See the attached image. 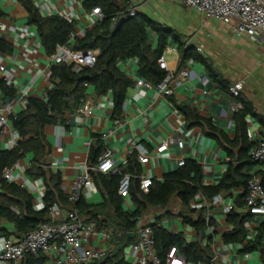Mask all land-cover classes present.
Returning a JSON list of instances; mask_svg holds the SVG:
<instances>
[{
    "label": "crops",
    "instance_id": "0c3cea01",
    "mask_svg": "<svg viewBox=\"0 0 264 264\" xmlns=\"http://www.w3.org/2000/svg\"><path fill=\"white\" fill-rule=\"evenodd\" d=\"M87 0H32L43 17L66 14L73 16L75 31L71 44L76 37H83L87 30L96 23L91 10L85 8ZM118 4L121 5L120 2ZM131 9L149 15L151 18L174 29L182 42L195 46L197 52L209 63L212 70L207 69L200 61L189 60L183 67L190 71V77L184 78L180 86L174 89L171 96H164L155 88L139 86L138 61L135 58L119 63V69L130 78L134 85L126 91L120 113H115L112 92L103 95L96 94L94 88H87L86 99L93 104V112L85 116L76 109L67 111L61 120L47 125L44 133L51 146V154L47 158V168L53 174L61 177L60 188L65 196L71 191L75 179L90 167V148L96 138H100L105 148L114 151L119 163L124 164L129 156L131 142L146 149L149 161L140 163V177H150L154 181H163L165 176L179 169L180 160H195L202 168L205 186H216L222 180L229 163H237L238 149L233 148L234 158L228 155L225 146L204 122L197 123L189 119L184 111H194L202 119L209 120L211 125L221 131L223 136L233 140L237 135L236 116L231 109L232 97L228 89L223 88L213 77L216 73L219 79L231 86L237 81L244 82L242 96L254 107V116H247L249 140L254 144L264 141V51L248 37H239L230 25L204 15L184 6L182 0H130ZM0 37L11 45V51L0 52V63L5 65V71L0 79L14 88L15 97H9L0 90V115L5 114L8 124L0 129V150L14 148L19 135L14 133L10 117L24 111L29 97L45 98L46 91L53 87L49 77L51 66L40 40L37 28L29 24L28 12L19 0H0ZM153 48L157 45V36L149 33ZM201 48V51H198ZM99 55L98 50H94ZM168 69L176 71L180 68V54L177 42L170 39L163 53ZM27 89L24 97L22 90ZM13 102L11 115L5 111L6 105ZM169 138H179L184 147L171 145L166 151L158 152L157 147ZM249 158V152L247 154ZM32 155L20 159L11 169L17 185L23 187L34 196V207L39 196L36 180L26 174L31 165ZM236 160V161H235ZM243 173L250 177H259L264 185V164L251 162L243 167ZM46 188V184L42 179ZM244 193L239 187L215 196L209 202L202 194H198L191 203V208L205 205L211 207L210 213L217 222L215 228H208L202 240L208 243L212 237L210 249L213 253L211 264H264L261 252L245 251L248 241L255 240L256 228L264 221V217L251 216L245 223L247 238L243 243L227 244L223 235L232 230L227 223L226 208H235L238 212H247L245 206L239 207L238 197ZM217 202H213V201ZM104 201L102 187L94 182V188L85 189L82 204H100ZM64 211L71 206L66 203ZM125 211L135 209L131 197L123 198ZM16 210V209H15ZM17 211V210H16ZM107 215L114 217V209L107 208ZM181 200L175 198L165 209L150 208L139 220L140 224L155 223L158 216L162 218L160 225L169 232H183L187 242L199 240L197 230L184 223L183 214H188ZM86 220L87 215L83 214ZM193 217H195L193 215ZM87 221V220H86ZM138 223V224H139ZM104 228L100 231H107ZM0 230H7L8 237L19 239V234L13 224L0 218ZM114 234V233H113ZM104 239L102 234L95 236L90 248L93 251H103L105 257L117 249L116 242L111 238ZM136 234V232H135ZM137 241V235H136ZM264 244V238H263ZM132 245V244H131ZM128 245L124 249V261L135 260V253ZM32 263L56 264L51 255H41L40 260ZM26 264H31L28 260Z\"/></svg>",
    "mask_w": 264,
    "mask_h": 264
},
{
    "label": "trees",
    "instance_id": "16d2710c",
    "mask_svg": "<svg viewBox=\"0 0 264 264\" xmlns=\"http://www.w3.org/2000/svg\"><path fill=\"white\" fill-rule=\"evenodd\" d=\"M19 2L28 12L29 24L37 28L41 44L49 57L55 54L58 47L65 45L80 51L98 50L99 55L94 67H84L79 72L73 70L74 66L66 63L53 65L50 75L53 87L46 91L45 98L29 97L26 109L10 117L13 129L17 131L20 139L14 148L0 150V218L13 224L20 238L39 223L49 220L48 209L38 211L34 207V196L23 187L3 178L6 169L12 168L24 156L31 154V165L26 170V174L32 179L44 180L46 203H59L63 210L64 205L68 203L71 206L69 210L76 208L81 215L88 216L87 221H94L98 231L104 228L114 230L111 238L117 244L116 251L102 261H93L89 264H124V249L136 243L135 232L139 220L150 208H167L176 197L181 200L182 206L189 212L182 215L184 223L194 227L200 238L193 243L187 242L183 232H169L160 225L162 218L168 214L158 216L155 223L148 225L154 231L155 248L161 264H166L167 253L172 247L187 261L196 263L205 261L211 264L213 261V253L210 249L212 237L207 238L209 240L207 245H204L202 240L206 238L205 230L215 228L217 222L210 213L211 207L202 205L201 208L192 209L191 203L198 194H202L211 202L215 196L223 192L239 187L245 190L251 177L243 173V167L253 162L250 156L248 159L246 156L254 145L248 137L246 118L255 115L253 105L244 99L242 94L238 98L243 108L235 113L237 135L233 140L223 136L222 132L217 131L209 120L202 119L196 112L184 111L193 122L207 124L212 130V135L214 134L221 143L230 146H225V148L231 160L235 155L233 148L238 149L236 158L238 162L229 163L218 185H203L201 166L195 160H187L184 166L166 175L162 182L153 180L149 191L145 193L140 188V163L137 153H132L121 166V173L105 175L90 171L93 181L98 187H102L103 203L82 204L81 198L77 203L71 204L68 197L61 191L60 175L53 174L47 168V158L51 154V146L44 133L47 125L61 120L67 111L79 108L80 100L87 97L89 86H92L95 93L99 95L112 92L115 113H120L126 91L134 85V82L119 69V63L127 59H137L140 77L157 86L167 75L166 70L160 67L158 60L163 55L170 39L177 42L180 68L189 60L200 61L209 70L212 68L197 52L195 46L187 45L180 40L174 29L137 10L134 15H131L133 9L130 7V0H87L84 3L85 8L87 10L100 8L103 12V19L96 21L83 37H76L73 44L70 40L75 31L74 21H69L60 15L43 17L32 0H19ZM2 16L3 12L0 10V19ZM122 18L124 22L117 28V23ZM149 33L157 36L155 48H153ZM10 51L11 45L0 37V52ZM213 77L220 86L229 89L230 86L226 81L219 79L216 73H213ZM81 78L84 79L80 80ZM0 90L6 96H16L15 89L1 79ZM260 121L264 126V119L260 118ZM104 150V143L100 138H96L90 148V167H96ZM123 173L132 175L130 197L135 206L132 211L123 209V198L118 194V184ZM237 201L239 207L245 206V193L240 195ZM109 206L114 209L112 218L106 212ZM251 216L248 211L241 213L232 208L227 213V223L232 230L223 235V241L227 244L243 243L247 238L245 223L250 220ZM256 230L255 240L248 241L245 251L259 250L264 259V221L258 225ZM0 235L8 237L9 234L7 230H0Z\"/></svg>",
    "mask_w": 264,
    "mask_h": 264
},
{
    "label": "built area",
    "instance_id": "2783aa9c",
    "mask_svg": "<svg viewBox=\"0 0 264 264\" xmlns=\"http://www.w3.org/2000/svg\"><path fill=\"white\" fill-rule=\"evenodd\" d=\"M185 7L194 10L208 19H215L224 24L230 25L235 34L239 37H248L259 45L264 51V0H182ZM131 15L135 14V9L131 10ZM91 15L95 20L103 19V12L100 8L91 10ZM66 19L74 21L73 16L66 14ZM1 27V23H0ZM198 48V51H201ZM49 65L66 63L74 66L73 70L79 72L84 67L92 68L97 62V53L94 50L80 51L74 50L65 45L58 47L53 56L49 57ZM161 68L167 72L164 80L157 86L139 79L137 84L147 88H155L164 96H171L174 89L181 85L184 78L190 77V71L187 67H182L176 71L168 69L163 55L158 60ZM5 71V65L0 63V76ZM51 71L49 72V77ZM244 89V82L237 81L233 83L228 91L232 97L231 109L234 113L243 108L238 98ZM28 90H22L23 96L27 95ZM27 102V101H26ZM81 106L76 111L82 115L90 116L93 112V104L88 99H81ZM13 102L6 105L5 111L11 115ZM8 124L5 114L0 115V129ZM14 133L18 135L17 131ZM177 144L181 149L184 142L179 138H169L164 140L158 147V152L166 151L171 145ZM137 153L139 163L145 164L149 161V152L141 148L134 141L131 142L129 154ZM253 162L264 164V141L258 142L249 152ZM185 160H180L179 167L185 165ZM125 164V163H124ZM115 157L114 151L105 148L98 159L96 167H85L84 171L75 179L71 186V191L67 195L71 204L77 203L84 193L85 189L94 188V181L90 171L100 172L105 175H114L121 173V166ZM3 178L14 183L15 178L11 169H6ZM132 175L123 173L118 184V194L122 198L130 196ZM39 196L36 201V209L42 211L48 209L47 222L39 223L30 232L22 238L13 239L0 235V264H26L28 260H40L41 255H51L56 264H89L93 261L105 257L103 251H93L90 248L91 242L95 236L102 234L106 239L114 233L113 229L107 231H98L94 221H86L81 213L76 209L64 211L59 203H46V188L41 178L36 180ZM153 184L150 177H140V188L147 193ZM245 207L253 216L264 217V185L259 177H251L244 190ZM217 202L216 200L213 201ZM199 206L198 208H201ZM209 207V206H206ZM232 208H226L225 212H230ZM137 241L131 245L135 253V260L124 262V264H161V260L156 251V241L154 231L148 224H138L136 229ZM166 264H207L205 261L191 262L181 256L178 251L172 247L167 253Z\"/></svg>",
    "mask_w": 264,
    "mask_h": 264
},
{
    "label": "water",
    "instance_id": "95a60500",
    "mask_svg": "<svg viewBox=\"0 0 264 264\" xmlns=\"http://www.w3.org/2000/svg\"><path fill=\"white\" fill-rule=\"evenodd\" d=\"M124 22V18L120 19L119 22L117 23V28ZM84 78H81L80 80H83Z\"/></svg>",
    "mask_w": 264,
    "mask_h": 264
}]
</instances>
